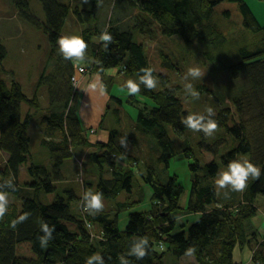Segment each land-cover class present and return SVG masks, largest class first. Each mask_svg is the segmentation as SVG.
Masks as SVG:
<instances>
[{
  "label": "trees",
  "instance_id": "1",
  "mask_svg": "<svg viewBox=\"0 0 264 264\" xmlns=\"http://www.w3.org/2000/svg\"><path fill=\"white\" fill-rule=\"evenodd\" d=\"M101 1L91 0V8L73 9L60 0H39L45 16L40 28L39 20L28 13L27 1L14 0L21 11L20 16L39 27L51 46L50 57L55 61V75L50 78L47 87L50 105L61 102L55 89L66 86V91L62 99L63 109L58 106L45 118L43 134L39 137V143L48 151L50 161L48 164H37L30 150L29 122L21 114L22 103L37 106L36 96L28 98L17 81L7 83L0 79V150L8 155L0 168V184L11 181L14 185V189H3L11 199L5 216L0 219V264H85L86 259L96 253L103 257L105 264H120V255H125L129 264H164L162 259L168 252L177 258L190 253L199 264H232V248L243 244L242 226L253 217V200L264 196V26L254 17L245 0H227L238 3L244 27L260 35V42L256 49H251L254 46L250 44L238 47L237 59L226 63L230 57L220 58L216 52L221 50L227 37L210 23L213 8L224 0H114V3L123 1L129 8L144 14L146 18L143 21L156 22L162 35L176 36L186 46L207 47L203 48L202 55L215 69L227 70L233 77L243 72L248 79L249 89L230 97V104L215 112L214 119L218 123L216 132L220 134L218 131H223L224 136L234 142L232 145L224 143L226 150L220 153L218 160L200 164V155L193 149L194 142H190L187 136L184 138L183 154L188 159L193 176L187 208L199 216L190 226L174 232L177 222L172 215L181 209L179 201L184 187L179 184L176 175L166 182L158 181L152 167H147L144 175L145 183L152 189L150 207L139 210L127 201L119 203L112 211L111 208L103 209L91 215L83 210L81 203L79 212H73L72 205L77 200L82 202L85 191L101 192L104 199H114L118 193H132L134 188V168H124L117 163L116 154L123 157L121 151L124 147L122 140L116 138V130H110L106 140L91 141L86 128L81 125L80 116L69 105L78 92L71 77L76 75L78 79L83 73L74 74L72 62L77 60H65L56 42L69 11L80 22H89L94 18V7L100 5ZM142 23L138 21L133 28L127 29L108 28L113 41L107 50L99 40L102 30L95 24L85 27L81 36L88 48L85 59L81 61L87 64L86 68L93 63L92 67L95 66V71L100 74L107 68L122 67L119 73L122 71L125 77L138 79L142 75L140 69L150 67L144 46L136 40L135 29L140 31ZM4 45L0 40V61L7 56ZM57 77L64 78L61 84L60 80L57 83ZM113 80L111 75L107 79L101 78L100 88H108V83L113 85ZM43 81L46 83V76L41 75L38 85ZM105 82L107 86L104 87ZM176 88L164 85L148 90L141 84V94L152 100V106L138 110L134 117L138 128L154 135L160 147L159 162L166 165L176 155L169 132L179 137L197 133L199 151L206 149L217 156L219 144L210 146L202 132H193L181 123V119L190 111L183 106ZM129 98H134V95ZM76 145L92 148V151H88L87 159L98 171V180L92 185L86 181L85 191L66 185L70 179L64 180V161L72 156V162L76 160L73 148ZM243 155L261 167L262 175L258 180L249 178L248 187L235 206L223 191L218 195L208 181L217 176L220 165L226 167L230 160ZM22 172L28 175L24 181L20 180ZM59 182L62 184L59 185ZM243 202H248L249 206L241 207ZM125 208L129 212L126 222L120 221L119 228L118 221ZM243 212L247 217H243ZM24 214H27V220L17 223L15 228L11 227L12 222ZM42 223L54 228L47 247H41L38 239L44 234ZM89 232L99 233L105 240L101 242L99 238L91 243L87 236ZM142 237L149 240L148 255L143 259L127 256L132 243ZM261 238L264 243V236L261 235ZM21 243L31 245L33 257L23 258L16 254V247ZM159 244H163L164 249ZM93 264H99V261H93Z\"/></svg>",
  "mask_w": 264,
  "mask_h": 264
},
{
  "label": "rangeland",
  "instance_id": "2",
  "mask_svg": "<svg viewBox=\"0 0 264 264\" xmlns=\"http://www.w3.org/2000/svg\"><path fill=\"white\" fill-rule=\"evenodd\" d=\"M26 1L28 3V13L39 20L41 28L42 23L45 22L42 4L39 0ZM60 1L70 5L73 9L76 7L79 9L92 7L91 0ZM114 2V0H102L100 5L94 7V18L89 22H80L69 11L61 34L81 36L82 30L85 27L89 28L93 26V24L103 31L105 28L108 30L112 26L126 29L129 27L133 28V25L137 24L138 21L143 22L140 31H137V28L135 29L136 40L144 46L148 63L158 81L157 87L164 85L170 87L176 86L179 96L182 98L183 106L190 113L203 114L207 107H212L216 112L219 108L230 104V97L249 89L247 76L243 72H239L233 77L227 70L215 69L209 60L205 59L202 55L203 48H207L204 45H201L202 47L194 45L186 46L182 39L176 36H164L159 31V25L153 21H143L146 16L137 9L129 8L123 1L119 3ZM245 2L249 9L253 11L256 19L258 15L264 18V0H245ZM20 13L21 11L15 6L14 0H0V40L5 44L4 46L7 50V56L0 61V79L7 83L17 81L28 98L36 96L37 106L22 103L21 114L22 117H27L29 122L30 150L34 156L35 163L48 164L50 161L48 151L40 145L39 137L43 134L42 125H44L45 118L52 111H56L58 106L63 109L64 102H62V99L65 95L66 86L61 87L60 84L64 78L57 77V83L60 80V87L57 90L55 89V94H58L61 102L51 106L47 89L50 78L55 75V61L50 57L51 46L44 32L39 27L36 28V26L30 24L23 16L21 17ZM242 18L243 14L236 1L230 2L224 0L213 8L210 23L227 37L226 43L216 54L220 58L229 56L231 60L226 59V63L237 59L238 47L250 44L254 46L251 49H256L260 42L258 41L260 35L244 27ZM257 20L264 26V20ZM72 64L74 74L78 71V68L87 70V74L86 72L83 73L84 76L96 77V74H99L98 84H100L101 78L107 79L108 75L114 77L113 85L110 86L108 83L107 86V82L103 83L104 87H108L105 89L100 88V85H97V88L90 87L94 81L96 83V79L82 81L75 99L69 104L74 113L80 116L81 125L83 128H86V134L90 140H106L109 137L110 130H116L118 133L116 138L122 140L124 147L121 151V156L123 157L116 154L118 156H116L117 163L123 165L124 168H134L133 192L128 195L124 192L118 193L114 199L103 198L104 209L110 210L111 208L112 211L119 203H127V201L132 202V207L139 210L150 207L152 189L145 183L144 175L146 174L147 167H152L154 169L152 171L155 173L158 181L166 182L168 178L176 175L179 184L184 187V192L179 201L181 209H178L172 215L177 222L174 232L190 226V224L197 220L199 215L193 211H189L187 208L193 176L188 167V159L183 154L185 146L184 138L187 136L190 142H194L193 149L200 155V164L208 163L213 159L218 160L220 153L222 154L226 150L227 146H224V143L228 142L229 145H232L234 142L226 138L221 130L218 131L220 134L215 132L211 137H204L211 143L210 146L216 147L219 144L216 148L218 155L214 156L206 149L199 151V137L197 133L179 137L169 132L170 138L174 143L176 155L169 160L167 165L161 163L158 159L160 147L157 144L156 138L152 133H145L139 129L134 120L139 109L148 105V107L152 106V100L144 97L141 91L134 95V98H129L130 94H128L127 88L124 87L125 81L128 79L136 82H139V80L134 76L125 77L121 73L122 71L119 73L122 67L107 68L102 75L100 72L95 71V66L92 67L93 63L88 66L89 68H86L87 64L82 61H73ZM194 66L199 67L202 71H206L205 75L199 80L190 79L189 81H185L184 75L186 70ZM41 75L46 76L47 84L43 81L42 84L38 85ZM189 82L199 92V99H194L185 92V84ZM57 83L53 86H56ZM87 104L93 108H88L86 112L84 107ZM83 110L85 111L86 118H82L81 116ZM93 120L95 123H93ZM73 148L74 155L78 158L72 162V156L70 159L64 161L63 173L66 176L64 180L70 179V181L69 184H66L68 180L62 182H64L63 184L76 187L78 191H85L86 181L92 185L98 180L97 169L87 159V154L92 151V148L87 149L79 145ZM7 156L6 152L0 150V168L6 162ZM219 168L220 171L226 167L220 165ZM199 173L201 174V170ZM27 178V173L22 172L20 174L21 181ZM215 178L216 176L210 179L208 183L214 186ZM62 182L58 184L60 185ZM242 194L243 192H230V202H233L236 206V203L239 204V198L241 199ZM49 198L52 197L49 196ZM10 199V196H8L9 203ZM77 201L72 205L74 213L79 212L78 206L80 207L82 203L80 200ZM246 204L248 205V202H243L241 207L247 206ZM162 206L164 205L162 204ZM253 207L254 210L251 213L253 217L245 222V226H242L244 234L243 244H237L232 248V264H264V243L261 238V235L264 236V196L255 198L253 200ZM128 212V208L122 211L120 220L118 221L119 228L120 221L121 223L126 222ZM243 213V217H247L245 215L246 212ZM240 216H242V213ZM89 233L87 236L91 243H94V240L99 238L101 242L105 240V238L100 237L99 233V237L95 232ZM98 244L101 245L100 243ZM159 247L164 249L163 244H159ZM16 254L23 258L33 257L31 245L29 243L18 244ZM162 261L164 264H199V261L190 253L177 258L168 252Z\"/></svg>",
  "mask_w": 264,
  "mask_h": 264
},
{
  "label": "clouds",
  "instance_id": "3",
  "mask_svg": "<svg viewBox=\"0 0 264 264\" xmlns=\"http://www.w3.org/2000/svg\"><path fill=\"white\" fill-rule=\"evenodd\" d=\"M99 40L103 42L102 46L107 50L108 45L113 41V36L105 28L101 32ZM56 42L59 46V53L65 60L81 61L85 59L88 44L82 36L61 34L58 36ZM140 72L142 75L138 78L139 82L132 79L125 81L124 87L127 88L128 94L130 95L140 93L141 84L148 90H155L157 88L158 81L153 75L152 68L144 67L140 69ZM205 72L199 67H189L184 75V80H199L203 78ZM78 84L79 82L76 84L77 90ZM90 87H95V81ZM185 92L194 99H199V92L194 89L190 82L185 84ZM215 115V110L212 107H207L203 114L189 113L181 119V123L193 132H202L205 137H211L218 129V123L214 119ZM261 175V167L252 162L251 159L237 157L230 160L225 169L218 171L214 181V187L218 195L223 191L224 196L228 198L230 192H243L248 187L249 178L258 180ZM5 187L14 189V185L11 181L0 184V219H3L5 216L9 204L8 195L3 190ZM82 208L91 215L103 211V194L91 190L85 191L82 195ZM27 218V214L21 215L16 221L12 222L11 227L15 228L17 223L24 222ZM41 230L44 234L38 238L40 245L41 247H47L48 241L52 239L54 228L49 227L47 223H42ZM148 250L149 240L146 237H142L132 243L128 249L127 256L143 259L148 255ZM118 259L120 260V264H129L125 255H120ZM93 261H99V264H105L103 257L99 253L89 256L85 264H93Z\"/></svg>",
  "mask_w": 264,
  "mask_h": 264
},
{
  "label": "crops",
  "instance_id": "4",
  "mask_svg": "<svg viewBox=\"0 0 264 264\" xmlns=\"http://www.w3.org/2000/svg\"><path fill=\"white\" fill-rule=\"evenodd\" d=\"M257 19H262V20H264V18H262L261 16H257ZM99 78H100V75L99 74H96V77H91V76H88V75H86V76H84V75H80V78H78L79 79V84H78V89H79V85H80V83L82 82V81H84V80H88V81H91L92 79H96V83H95V88H97L96 86L97 85H99L98 84V81H99ZM41 88H44V87H41ZM46 89V88H45ZM48 89V88H47ZM22 106V105H21ZM87 106H89V107H87ZM85 110H86V112H87V110H88V108H93V107H90V105H85ZM81 116H82V118H84L85 117V111L83 110V114H81ZM86 118V117H85ZM93 123H95V121L93 120ZM92 141V140H91ZM78 158V157H77Z\"/></svg>",
  "mask_w": 264,
  "mask_h": 264
},
{
  "label": "built area",
  "instance_id": "5",
  "mask_svg": "<svg viewBox=\"0 0 264 264\" xmlns=\"http://www.w3.org/2000/svg\"><path fill=\"white\" fill-rule=\"evenodd\" d=\"M84 72H86V70H84L83 68H78V71H77L78 74H82ZM71 81H72V84L76 86V84L78 83L77 76L76 75L72 76Z\"/></svg>",
  "mask_w": 264,
  "mask_h": 264
}]
</instances>
